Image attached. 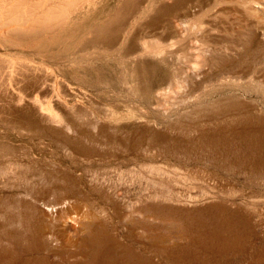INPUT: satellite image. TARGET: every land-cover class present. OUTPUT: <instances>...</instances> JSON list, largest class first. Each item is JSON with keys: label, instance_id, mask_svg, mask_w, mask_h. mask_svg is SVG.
Returning a JSON list of instances; mask_svg holds the SVG:
<instances>
[{"label": "bare ground", "instance_id": "1", "mask_svg": "<svg viewBox=\"0 0 264 264\" xmlns=\"http://www.w3.org/2000/svg\"><path fill=\"white\" fill-rule=\"evenodd\" d=\"M206 2L0 0V264H200L191 247L207 246V235L197 239L187 232L183 216L151 211L177 225L186 245L159 222L139 227L148 239L141 252L128 250L124 241L136 246L138 239L128 228L119 237L110 233L107 205L138 201L95 193L126 191L131 166L139 181L143 177L147 129L162 121L146 108L166 112L163 95L184 83L180 73L191 56L182 50L189 36H207L197 17ZM212 3L231 4L230 11L240 8L249 19L247 36L231 51L242 46L251 52L263 42H257L254 20L261 1ZM214 47L201 46L188 62L190 76L198 79L225 52ZM200 116L193 124L207 125V114ZM154 138L159 142L163 134ZM97 213L104 221L95 219ZM79 218L88 221L82 236ZM71 257L79 263H69Z\"/></svg>", "mask_w": 264, "mask_h": 264}, {"label": "rangeland", "instance_id": "2", "mask_svg": "<svg viewBox=\"0 0 264 264\" xmlns=\"http://www.w3.org/2000/svg\"><path fill=\"white\" fill-rule=\"evenodd\" d=\"M259 1L263 7L254 20H258L256 23L260 27L257 42H263L260 41L259 44L262 43L251 53L242 46L237 48L238 51H231L233 46L230 48L249 32L245 27L249 19L240 12V8L234 12V9L230 11L235 8L231 4L214 5L212 0H207L208 3L204 4L206 12L199 14L201 18L197 17L207 25L208 34L211 30L210 35L197 34L201 40L198 36H189L187 48L182 52L191 56L189 60L187 58L188 62L195 59L202 45H207V49L219 47L225 52L222 56L217 55L215 63L207 64V70L201 72L198 79L190 76L187 62L186 72L180 73V78H185L184 83L163 95L164 98L168 95L169 99L166 102L167 114L164 107L159 110L146 108L148 116H162V121L147 129L149 153L146 154L148 160L142 167L140 181L137 170L131 166L126 191L117 189L111 193H95L122 194L138 201H120L117 206L108 204L110 213L106 221L98 215L100 213L95 214L96 220H102L113 228L112 235H124L128 228L130 235L138 239L133 243L136 246L125 240L124 248L141 252L140 245L148 241L147 237L141 236L139 227L143 225L156 226L160 222L162 227L169 225L171 229L169 223H163L151 213L164 209L183 216L187 232L195 238L201 239L203 233L207 235V246L196 250L191 247L196 263L264 264V124L256 119L264 118V1ZM248 113L251 120H248ZM202 114H207V125H194L193 122ZM247 129L258 130V135L248 136ZM158 134H163V138L155 142L154 137ZM85 209L75 212L80 214ZM81 219L79 223L83 230L77 231L80 236L85 234L88 224L87 220ZM171 234L175 235L171 239L186 245L185 240L178 238L185 233H179L177 225L172 227ZM78 260L71 257L69 263H79Z\"/></svg>", "mask_w": 264, "mask_h": 264}]
</instances>
